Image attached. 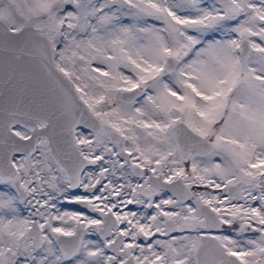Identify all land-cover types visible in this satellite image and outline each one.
I'll return each mask as SVG.
<instances>
[{"label": "snow or ice", "instance_id": "obj_1", "mask_svg": "<svg viewBox=\"0 0 264 264\" xmlns=\"http://www.w3.org/2000/svg\"><path fill=\"white\" fill-rule=\"evenodd\" d=\"M0 264H264V0H0Z\"/></svg>", "mask_w": 264, "mask_h": 264}]
</instances>
